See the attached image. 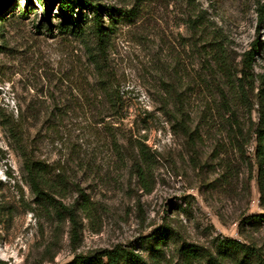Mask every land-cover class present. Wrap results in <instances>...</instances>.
Wrapping results in <instances>:
<instances>
[{"label": "rangeland", "instance_id": "374dc122", "mask_svg": "<svg viewBox=\"0 0 264 264\" xmlns=\"http://www.w3.org/2000/svg\"><path fill=\"white\" fill-rule=\"evenodd\" d=\"M92 1L109 29L100 68L78 30L89 31L92 5L69 12L76 23L59 0L0 8V264H67L115 248L150 264H210L179 241L216 253L226 238L264 261V218H254L264 214V0ZM256 41L245 99L238 71ZM3 114L48 166L44 197Z\"/></svg>", "mask_w": 264, "mask_h": 264}, {"label": "trees", "instance_id": "16d2710c", "mask_svg": "<svg viewBox=\"0 0 264 264\" xmlns=\"http://www.w3.org/2000/svg\"><path fill=\"white\" fill-rule=\"evenodd\" d=\"M4 0H0V8ZM60 7L64 16L65 22L76 23L77 20L74 19L72 14L76 7H90L93 6V16L90 19L89 31H86V28L83 25L78 26V30L81 35H87L91 40H86L89 44V47H93L96 50V57L94 58L95 63L100 68L103 65L104 55L106 53V44L108 42L109 33L108 27L104 25L102 13L99 11L100 6L98 4H93L92 0H59ZM102 9L107 10L108 16L114 19L113 8L109 6H101ZM44 17H48V12L44 10ZM81 14V13H80ZM258 15L259 22H264V3L258 5ZM88 16V15H87ZM85 35V36H86ZM93 43V45L91 44ZM257 51V41L253 43L251 50H249L244 58V66L238 71L242 73V76L239 77V87L242 96L245 99H248L249 91L254 90L256 87L254 82L251 81V73L247 71L251 67V62L254 58V54ZM224 98V94H222ZM259 105H260V114H261V125L258 129V154L260 158V178H263V163L262 155L264 152V87L259 90ZM225 110L231 113V116H234V111L230 108L227 102H224ZM3 121L8 128L10 134L17 144V148L23 158V167L27 174V178L31 183V186L34 192L39 196L47 195L44 190L45 184H47L48 176V166L41 160L33 157L28 151L23 135L21 134L20 127L16 119L11 116L2 115ZM261 191L264 193L263 180L261 179ZM55 208H57L61 213L63 209L57 205L55 201H51ZM72 220L74 221V232L78 230L77 221L75 217V212L72 211ZM254 218H264V214L256 215ZM77 232V231H76ZM178 250L185 254L188 258H202L207 260L210 264H222L228 256H240L242 262L249 261L251 264H264L259 254L255 249L249 247L247 244L236 240V239H221L217 242V252H213L211 249L204 246L188 242L184 239L179 241ZM105 257L107 260H105ZM67 264H150L148 260L139 253H136L132 250L115 248V249H105L96 255H79L75 259Z\"/></svg>", "mask_w": 264, "mask_h": 264}]
</instances>
